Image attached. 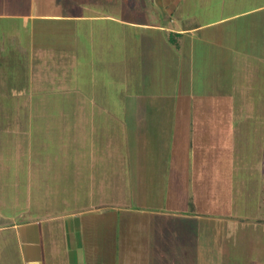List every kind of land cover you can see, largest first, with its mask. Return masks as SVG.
<instances>
[{
    "label": "rangeland",
    "instance_id": "1",
    "mask_svg": "<svg viewBox=\"0 0 264 264\" xmlns=\"http://www.w3.org/2000/svg\"><path fill=\"white\" fill-rule=\"evenodd\" d=\"M261 5L185 0L190 27L235 16L180 46L128 26L99 95L73 68L33 78L21 31L0 34V226L76 222L86 264H264ZM136 6L108 11L144 20ZM1 243L21 264L16 235Z\"/></svg>",
    "mask_w": 264,
    "mask_h": 264
},
{
    "label": "crops",
    "instance_id": "2",
    "mask_svg": "<svg viewBox=\"0 0 264 264\" xmlns=\"http://www.w3.org/2000/svg\"><path fill=\"white\" fill-rule=\"evenodd\" d=\"M129 1L0 0V34L21 31L19 41L24 44L20 49L36 69L32 71L33 78L35 74L55 75L58 69L73 68V81L78 90L90 88L99 95L103 86L109 84L110 66L126 64L128 26L163 31L171 43L180 46L185 35L195 43L200 40L202 28L235 16L213 18L204 24L195 21L190 27L185 24L186 15L178 17L176 13L184 9L185 0H134L135 9L142 10L144 20L108 11L110 7L118 11L130 9L126 7ZM262 7H249L245 13ZM40 67L50 70H39ZM5 230L16 235L21 264H86L83 229L76 222L45 228L34 221L13 222L0 226V231Z\"/></svg>",
    "mask_w": 264,
    "mask_h": 264
},
{
    "label": "trees",
    "instance_id": "3",
    "mask_svg": "<svg viewBox=\"0 0 264 264\" xmlns=\"http://www.w3.org/2000/svg\"><path fill=\"white\" fill-rule=\"evenodd\" d=\"M263 157H264V144H263ZM261 193H262V198H263V201H264V182L262 184Z\"/></svg>",
    "mask_w": 264,
    "mask_h": 264
}]
</instances>
